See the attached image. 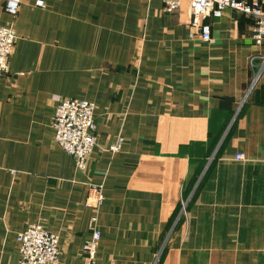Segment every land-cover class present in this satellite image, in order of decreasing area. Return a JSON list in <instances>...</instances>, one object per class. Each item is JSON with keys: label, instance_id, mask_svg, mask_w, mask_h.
Listing matches in <instances>:
<instances>
[{"label": "crops", "instance_id": "obj_1", "mask_svg": "<svg viewBox=\"0 0 264 264\" xmlns=\"http://www.w3.org/2000/svg\"><path fill=\"white\" fill-rule=\"evenodd\" d=\"M3 1L16 39L0 77V264L17 263L33 223L58 235L56 264H82L91 184L103 194L96 264H264L253 19L225 9L203 41L187 0H21L15 15ZM69 97L95 103L84 170L53 139Z\"/></svg>", "mask_w": 264, "mask_h": 264}, {"label": "built area", "instance_id": "obj_2", "mask_svg": "<svg viewBox=\"0 0 264 264\" xmlns=\"http://www.w3.org/2000/svg\"><path fill=\"white\" fill-rule=\"evenodd\" d=\"M167 9L178 7L180 0H163ZM189 24L203 41L211 40L208 17H219L225 9H231L253 19L252 40L255 46H264V0H187ZM21 0H4L3 9L11 15L18 12ZM43 6V0H36ZM16 34L12 25L0 26V77L8 71V60L13 50ZM264 63V54L261 55ZM262 66V65H261ZM95 103L87 99L63 98L54 110L52 127L54 141L72 157L78 169L84 170L96 142L94 123ZM118 137L108 146L112 152L120 149ZM235 159L242 160L243 154L236 153ZM86 204L91 207L89 219L90 236L83 244L82 264H96V252L100 239L98 210L103 201L102 185L91 184ZM18 260L16 264H56L59 259V238L55 232L40 223L29 224L16 235Z\"/></svg>", "mask_w": 264, "mask_h": 264}, {"label": "rangeland", "instance_id": "obj_3", "mask_svg": "<svg viewBox=\"0 0 264 264\" xmlns=\"http://www.w3.org/2000/svg\"><path fill=\"white\" fill-rule=\"evenodd\" d=\"M263 54H264V52H263Z\"/></svg>", "mask_w": 264, "mask_h": 264}]
</instances>
